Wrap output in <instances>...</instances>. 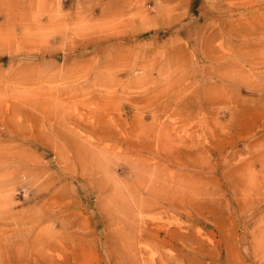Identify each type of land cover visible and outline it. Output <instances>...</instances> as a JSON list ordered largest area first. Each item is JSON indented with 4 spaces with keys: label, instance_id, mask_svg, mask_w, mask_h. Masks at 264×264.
<instances>
[{
    "label": "rangeland",
    "instance_id": "374dc122",
    "mask_svg": "<svg viewBox=\"0 0 264 264\" xmlns=\"http://www.w3.org/2000/svg\"><path fill=\"white\" fill-rule=\"evenodd\" d=\"M0 264H264V0H0Z\"/></svg>",
    "mask_w": 264,
    "mask_h": 264
},
{
    "label": "bare ground",
    "instance_id": "6f19581e",
    "mask_svg": "<svg viewBox=\"0 0 264 264\" xmlns=\"http://www.w3.org/2000/svg\"><path fill=\"white\" fill-rule=\"evenodd\" d=\"M134 163V162H133ZM153 180V179H152Z\"/></svg>",
    "mask_w": 264,
    "mask_h": 264
}]
</instances>
